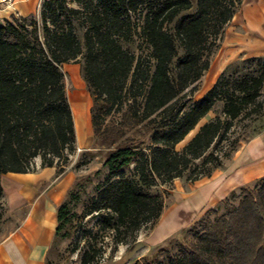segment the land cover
Here are the masks:
<instances>
[{
	"label": "trees",
	"instance_id": "trees-1",
	"mask_svg": "<svg viewBox=\"0 0 264 264\" xmlns=\"http://www.w3.org/2000/svg\"><path fill=\"white\" fill-rule=\"evenodd\" d=\"M73 1L78 8L67 0H46L39 21L21 17L0 23V176L32 171L38 155L41 166H52L54 158L74 148L60 66L81 58L82 77L92 95L93 136L109 145L96 201L113 215L108 226L115 243L127 244L132 236L134 245L135 233L155 223L163 209L161 197L148 191L151 186L180 177L195 160L201 169L192 181L220 165L207 150L259 97L264 57L229 64L199 100L181 101L197 89L208 67L206 56L241 0H196L193 11L191 0ZM135 35L148 49L145 56L126 47ZM129 97L131 103L124 106ZM218 100L224 102L225 119L204 123L177 151L175 145ZM113 108L120 111L119 122L104 124ZM255 183L231 191L221 201L223 212L217 210L220 205L210 210L213 219L207 214L197 219L188 228L195 240L179 242L176 253L163 248L165 242L157 247L166 253L167 264H264V177ZM2 194L0 182V198ZM72 195L68 192L70 198L57 209L54 240L68 236L63 229L71 220ZM94 253L85 250L83 264H91Z\"/></svg>",
	"mask_w": 264,
	"mask_h": 264
},
{
	"label": "rangeland",
	"instance_id": "rangeland-1",
	"mask_svg": "<svg viewBox=\"0 0 264 264\" xmlns=\"http://www.w3.org/2000/svg\"><path fill=\"white\" fill-rule=\"evenodd\" d=\"M45 1L46 0H0V16H3V20L2 22L0 21V23L6 21L18 22L21 17H26L27 20L36 19L39 21L42 5ZM191 1L193 3V11L195 9L196 0ZM67 3L71 7H79L73 0H67ZM18 4H24V6H26L25 9L20 10L17 6ZM259 5L263 8L262 13L264 18V0H241L232 18L223 27L216 42V46L213 48L212 52L206 56L208 67L203 71L200 79L197 81V89L192 94L187 92L181 101H184L185 99H189L190 101L199 100L229 64H233L242 59L239 57L233 58L232 55L226 56L224 46H227L228 44L225 43L224 38L228 41L233 36H242V33L245 35L242 30V26H244L242 22H246L244 11L249 7ZM5 9H7V11ZM132 20L137 21L138 15L133 14ZM246 41L248 42L250 40L247 39ZM126 47L130 51H133L136 54H141L142 56H145L148 51L145 43H143L137 35L134 36L133 41L129 45H126ZM81 64L82 59L78 58L76 61L73 60L62 63L60 66L64 74V85L68 101L72 98L73 92L77 86L82 88L86 95L88 100V107L86 109L88 123L83 131L84 126L82 127L81 125L84 117L77 118L78 123L77 127L75 126L76 138L74 148L72 150H66L60 158L56 157L53 159V166L55 167L56 174H67L68 172L74 174V179L68 190V192H72L74 198L69 202L71 220L68 221L63 229L68 233V236L62 239L59 237L55 238L47 255V264H83L82 256L85 250H90L91 254L92 251H95L91 264H167L168 261L165 257L166 253L158 250L160 245L152 247L143 253H141L142 250L138 249V235L148 233L158 219L155 223L148 222L144 224L135 233L136 241L134 245H132V236H128L127 244H116L113 239V230L108 226V219L113 215L103 203H98L96 201L95 187L98 183L104 181L107 173L106 167L103 166V160L107 153V146L109 145H101L94 139L90 118L92 95L88 91L83 80ZM137 92H139V95H137L136 100L137 104H139L142 100V89L140 88ZM131 101L132 98L129 97L124 106L130 104ZM223 106L224 102L218 100L211 110L205 114V116L198 121L196 126L184 137V139L175 145V149L181 151L204 123L211 121L216 117L224 120ZM119 118L120 111L113 108L110 114L105 116L104 124H108L112 121L119 122ZM263 129L264 83L256 101L251 105H248L241 115L232 121V126L229 130H222L220 137L215 139L214 143L207 150V153L210 151L214 152V154L218 156L220 162V165L217 168L224 167L236 149ZM132 132L133 131L130 133ZM137 133V131L133 132V134ZM40 162L41 157L39 155L34 157L31 164V167L33 168L32 170H37L38 168L36 169V166L37 164L39 166ZM199 163L200 161L195 160L190 169L185 171L180 177H176L169 182H157L148 189L151 194H158L161 197L163 209L171 204L173 200V190L181 186L187 188L188 184L192 182L189 178L193 177L196 172L201 169ZM210 165V163L207 164V166ZM129 170L132 171V165ZM255 181L246 185L253 187L256 184ZM238 188L236 190H238ZM238 194L239 197L233 202L235 206L238 204L241 196L240 191H238ZM67 195L68 193L66 194V197L69 199L70 197ZM7 197L8 195L3 191L0 198V239L18 223L20 214L16 211L13 204L14 202L10 201ZM217 210L219 213L223 212V205H220ZM206 216L213 219L214 214L213 212H209ZM192 224H194V222ZM192 224L170 237L164 244L162 243L163 248H166L167 250L170 248L173 253H176L177 249H175V246L179 242L183 243L195 240L192 233L188 231V228L192 226ZM129 245H132V247Z\"/></svg>",
	"mask_w": 264,
	"mask_h": 264
},
{
	"label": "crops",
	"instance_id": "crops-1",
	"mask_svg": "<svg viewBox=\"0 0 264 264\" xmlns=\"http://www.w3.org/2000/svg\"><path fill=\"white\" fill-rule=\"evenodd\" d=\"M17 6L20 10L26 7L24 4ZM262 10L259 5L244 11L246 22H242V30L245 35L233 36L228 41L224 38L228 44L224 46L226 56L264 57ZM69 104L74 128L77 127V118L83 116L81 126L84 131L88 123V100L82 88L77 86ZM40 166L41 162L35 171L0 176L3 191L20 213L18 223L0 239V264H47L58 224L57 209L66 198L74 174H56L53 165ZM261 177H264V129L236 149L224 167L190 182L187 188L181 186L173 190L171 204L164 207L155 225L148 233L138 235V249L143 253L161 245L218 207L231 191Z\"/></svg>",
	"mask_w": 264,
	"mask_h": 264
}]
</instances>
